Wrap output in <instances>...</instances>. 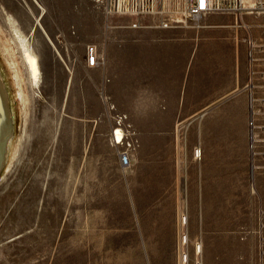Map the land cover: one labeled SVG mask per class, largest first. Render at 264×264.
<instances>
[{
  "label": "rangeland",
  "instance_id": "1",
  "mask_svg": "<svg viewBox=\"0 0 264 264\" xmlns=\"http://www.w3.org/2000/svg\"><path fill=\"white\" fill-rule=\"evenodd\" d=\"M227 2L228 11L168 29L160 14H109L106 0H0V66L15 123L0 172V264H154L145 247L155 243L165 246L164 264H264V6ZM158 5L177 17L184 0ZM13 25L39 55L40 87L28 78ZM91 46L99 66L88 64ZM227 49L235 61L219 70L191 53ZM159 53H172V73L140 59ZM229 67L253 99L252 178L231 182L230 197L208 199L203 209L183 194V216L174 220L167 85L197 73L209 101L219 99ZM152 96L162 112L139 124L137 100ZM118 114L128 116L130 137L116 146Z\"/></svg>",
  "mask_w": 264,
  "mask_h": 264
},
{
  "label": "crops",
  "instance_id": "2",
  "mask_svg": "<svg viewBox=\"0 0 264 264\" xmlns=\"http://www.w3.org/2000/svg\"><path fill=\"white\" fill-rule=\"evenodd\" d=\"M196 63L204 58L219 67L224 64H233L236 56L230 49L225 51H193L191 52ZM144 65L165 63L167 72H173L172 53L140 55ZM168 66L170 67L168 70ZM228 76L226 89L219 99L207 95L208 82L199 79V74L171 87L168 83L167 111L169 118V133L171 135V162L173 187L175 192V211L173 219L183 216V197L186 201H198L204 208V201L211 198L230 197L231 182L240 180L250 181L254 169L253 130L251 121L250 91L247 87H239L236 77L230 67L226 71ZM214 81V80H213ZM209 83V87L218 94L223 90L221 83ZM221 88V90H220ZM224 89V90H226ZM173 90V91H172ZM223 92V91H222ZM138 123H156V116L161 113L154 97L148 98L146 103L137 100ZM151 137L156 138L157 134ZM201 155L196 157V150ZM143 163V162H142ZM143 169L145 165H142ZM143 173V172H142ZM155 174H152L151 178ZM149 178V176L147 177ZM219 193L215 195L214 193ZM206 214V212H201ZM185 217V216H184ZM184 217L182 221L184 223ZM148 222V217H146ZM164 245L150 244L145 247L147 252H154V264H164L166 258ZM156 252V253H155Z\"/></svg>",
  "mask_w": 264,
  "mask_h": 264
},
{
  "label": "built area",
  "instance_id": "3",
  "mask_svg": "<svg viewBox=\"0 0 264 264\" xmlns=\"http://www.w3.org/2000/svg\"><path fill=\"white\" fill-rule=\"evenodd\" d=\"M107 11L109 14H120L124 16H134L140 20L143 16L147 15H162L159 26L162 28H173L174 23L183 22L184 18L188 21H197L205 16L216 14L217 12L228 11L230 8L227 6L228 0H204V7L200 6V0H184V5L177 14V17L166 16L169 13L160 11L158 0H106ZM240 5L244 8L254 10L258 6H264V0H239ZM134 28H140V22L134 23ZM87 61L89 66L95 67L100 65L98 49L95 46L88 48ZM128 116L126 114H118L116 117V125L112 130V140L116 146L121 145L128 139ZM122 134L118 139L119 132ZM201 155V150H196V157ZM120 164L124 168H130L131 155L128 151L120 153Z\"/></svg>",
  "mask_w": 264,
  "mask_h": 264
},
{
  "label": "bare ground",
  "instance_id": "4",
  "mask_svg": "<svg viewBox=\"0 0 264 264\" xmlns=\"http://www.w3.org/2000/svg\"><path fill=\"white\" fill-rule=\"evenodd\" d=\"M1 24L2 23H0V32L2 26ZM13 26H14V32L19 42V48H21L22 61L24 63L25 68L28 71V78H30L32 86L40 87L42 82V77H41V63L39 60V55L36 52L35 48H33L31 45H29L26 42V37L23 34H21L20 30H18V28L15 25ZM8 51L11 52L10 50ZM11 64L15 72L17 82L19 84L18 85L19 93H21L24 104H26L27 99L21 88V78L19 74L20 72H19L18 63H16V61L13 60ZM5 80L6 79H4L3 72L0 66V172L1 170H3L4 165L10 158L11 148L15 139V137H13L15 131L14 111L11 104V96L10 93L8 92L7 82ZM251 104H252V100H251ZM117 134H118V139H120L122 134L120 133V131L117 132ZM187 222L188 221H186V223ZM198 249L202 251L200 245Z\"/></svg>",
  "mask_w": 264,
  "mask_h": 264
},
{
  "label": "snow or ice",
  "instance_id": "5",
  "mask_svg": "<svg viewBox=\"0 0 264 264\" xmlns=\"http://www.w3.org/2000/svg\"><path fill=\"white\" fill-rule=\"evenodd\" d=\"M200 6L204 7V0H200Z\"/></svg>",
  "mask_w": 264,
  "mask_h": 264
},
{
  "label": "water",
  "instance_id": "6",
  "mask_svg": "<svg viewBox=\"0 0 264 264\" xmlns=\"http://www.w3.org/2000/svg\"><path fill=\"white\" fill-rule=\"evenodd\" d=\"M250 100H252V102H253V99L252 98H250ZM251 108H252V106H251ZM251 112H252V109H251ZM252 113H254V112H252ZM253 123V120L251 121V124Z\"/></svg>",
  "mask_w": 264,
  "mask_h": 264
}]
</instances>
